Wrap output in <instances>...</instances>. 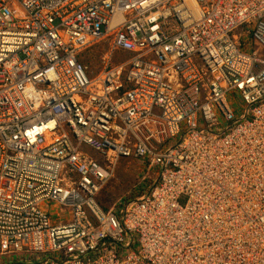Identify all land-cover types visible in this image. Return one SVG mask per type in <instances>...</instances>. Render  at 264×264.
Returning <instances> with one entry per match:
<instances>
[{"label": "built area", "instance_id": "2783aa9c", "mask_svg": "<svg viewBox=\"0 0 264 264\" xmlns=\"http://www.w3.org/2000/svg\"><path fill=\"white\" fill-rule=\"evenodd\" d=\"M120 158L145 188L105 212ZM187 255L264 264V0H0L2 264Z\"/></svg>", "mask_w": 264, "mask_h": 264}, {"label": "rangeland", "instance_id": "374dc122", "mask_svg": "<svg viewBox=\"0 0 264 264\" xmlns=\"http://www.w3.org/2000/svg\"><path fill=\"white\" fill-rule=\"evenodd\" d=\"M105 50L106 43H100L81 53L80 60L87 65L92 75L97 74L101 69L100 58L103 56ZM121 58L122 56L115 58L114 60ZM233 113L234 115H238L239 111L234 109ZM144 172L145 170L143 166L138 165L134 160L130 161L125 158L118 159L115 166L114 176L106 183L97 197V201L101 208L107 212L112 208L113 204L121 198L125 197L128 199L136 194L134 193L132 195L130 192L131 190H136L135 188L138 187L144 189L145 184L141 179V176H144ZM150 176L153 178V174ZM150 176L148 178H150ZM2 260L3 259L0 258V264L3 263ZM14 260H16L15 256H8L4 259L6 263Z\"/></svg>", "mask_w": 264, "mask_h": 264}, {"label": "bare ground", "instance_id": "6f19581e", "mask_svg": "<svg viewBox=\"0 0 264 264\" xmlns=\"http://www.w3.org/2000/svg\"><path fill=\"white\" fill-rule=\"evenodd\" d=\"M128 159H129L130 161H131V160H134L133 158H128ZM130 163H131V162H130ZM144 170L146 171L145 168H144ZM151 174H152L151 172H148V175H149V176H150ZM142 177H143V176H141V178H142ZM150 177L152 178V176H150ZM143 182H145V179H144ZM102 189H103V188H102ZM102 189H101V190H102ZM101 190H100V191L96 194V196H95V198H96V202H97L98 205H100V204H99L98 201H97V197H98V195L100 194ZM80 199H81V198H78L76 201H79ZM130 201H131V200H130ZM115 205H116V203L113 204L112 208H113ZM57 212H59L58 209H57ZM64 212H67V210L65 209ZM165 213H166V212H165ZM60 218H61V219H62V218H63V219L68 218V214H67V213H63L62 216H61ZM188 258H189V255L186 256V258H185V262L188 260V264H190V263H189L190 260H189ZM182 260H184V259H182Z\"/></svg>", "mask_w": 264, "mask_h": 264}, {"label": "clouds", "instance_id": "9594fccd", "mask_svg": "<svg viewBox=\"0 0 264 264\" xmlns=\"http://www.w3.org/2000/svg\"><path fill=\"white\" fill-rule=\"evenodd\" d=\"M100 43H106V50L105 51H107V49H108V45H107V42H99L98 44H100ZM98 44H96V45H98ZM93 46H95V45H93ZM92 47V46H91ZM90 47V48H91ZM104 51V52H105ZM104 52H103V54H104ZM144 184H146L145 182H144ZM131 191H135V190H131ZM133 193H135V192H133ZM123 198H125V197H123Z\"/></svg>", "mask_w": 264, "mask_h": 264}]
</instances>
